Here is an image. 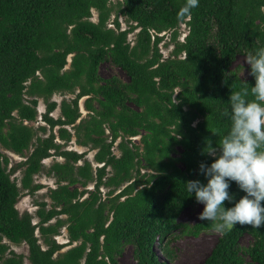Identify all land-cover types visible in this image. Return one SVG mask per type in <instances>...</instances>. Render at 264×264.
<instances>
[{
    "label": "trees",
    "instance_id": "1",
    "mask_svg": "<svg viewBox=\"0 0 264 264\" xmlns=\"http://www.w3.org/2000/svg\"><path fill=\"white\" fill-rule=\"evenodd\" d=\"M184 3L0 0V264H22L3 238L24 241L31 264H122L118 256L125 244L132 247L134 264H170L157 254L155 236L170 255L169 243L179 234L211 228L199 219H177L182 208L196 202L184 183L207 184L199 164L213 162L204 153L207 142L218 147L230 130L222 113L230 112L231 91L255 85L250 69L241 77L233 59L264 47V0H199L182 21L186 33L177 39V13ZM162 31H169L172 42L165 57L158 47ZM104 60L126 79L101 76L98 65ZM53 92L73 95L56 101ZM38 98L44 102V124L33 126ZM72 136L94 149L97 164L85 150L64 146ZM1 147L28 152L7 167ZM49 155L61 160L44 165ZM16 167L18 183L10 176ZM39 171L54 177L55 185L45 193L48 201L35 199L32 213L20 212L15 206L20 191L33 193L42 186L33 178ZM229 183L238 201L245 193ZM62 226L66 240L60 242L53 235ZM243 233L250 238L246 245L238 241ZM250 261L264 264V226L237 224L217 234L200 264Z\"/></svg>",
    "mask_w": 264,
    "mask_h": 264
},
{
    "label": "clouds",
    "instance_id": "2",
    "mask_svg": "<svg viewBox=\"0 0 264 264\" xmlns=\"http://www.w3.org/2000/svg\"><path fill=\"white\" fill-rule=\"evenodd\" d=\"M198 6L199 0H185L177 13L178 22ZM244 52L255 85L250 91L248 87L231 91L230 112L226 109L222 113L231 121L230 130L220 138L218 147L207 142L204 153L213 162L199 164V173L207 184L200 180L184 183L187 192L194 193L196 201L203 205L198 219L210 223L218 234H226L237 224L253 229L264 226V47ZM229 181L245 193L238 201L229 192ZM225 201L234 202V206L225 208Z\"/></svg>",
    "mask_w": 264,
    "mask_h": 264
},
{
    "label": "rangeland",
    "instance_id": "3",
    "mask_svg": "<svg viewBox=\"0 0 264 264\" xmlns=\"http://www.w3.org/2000/svg\"><path fill=\"white\" fill-rule=\"evenodd\" d=\"M113 1V0H112ZM111 14L109 18L107 19V24L111 25ZM96 18V12L94 9H92L91 19L95 20ZM118 20L121 27H125L127 22L125 21L124 17L122 15L118 16ZM135 30V29H134ZM186 26L183 22L180 23L178 27V35L177 39H182L184 34L186 33ZM133 32H129L127 37L132 42L133 39ZM160 33H163L162 39L158 43L159 50L161 51L162 57H165L170 54V50L172 48V42L169 41V31H162ZM69 59V58H67ZM233 64L238 65V73L241 77H247L248 76V65L245 62V55L242 53L236 54V56L233 59ZM67 66V64H66ZM98 72L101 76L105 77L110 74L117 75L121 77L122 79H126V75L122 72L120 68L115 66L114 64L110 63L108 60L101 61L98 65ZM73 94L70 92L65 93H59V92H53L50 98L55 99L58 101L62 97H69ZM83 98L84 96L79 97L78 99V109L80 111V116L83 117L86 115L87 110L84 108L83 105ZM37 114L34 118V120L30 121V123L33 126H36L38 124H44V122L41 120L40 113L44 110V102L41 98H38L37 104H36ZM51 114L53 116H56L58 114V107H55ZM48 131V130H46ZM38 133H41L39 130ZM134 141H137L138 135H135L132 137ZM58 140V139H57ZM67 148H73L78 151L85 150V157L90 160L92 165L97 164L93 158L92 154L94 152V149L88 148L87 145H80L77 144L73 140V136L64 144ZM1 150L5 152L8 156V163L7 167H9L14 162L25 158V154H27L28 150H24L25 153L18 154L15 152H12L9 149H5L1 147ZM112 150L114 153L118 154V150L115 147V144L112 146ZM53 159L61 160V157L56 155H49L42 159V162L44 165H48ZM10 176H14L17 183L19 182V176H20V169L19 167H16L15 170L10 174ZM34 181H38L42 184L41 187L36 189L33 193H29L26 191V189H23L20 191V194L15 202V206L18 209V211H28L33 212L36 208L35 199H45L48 201V197L45 194L47 188L50 186H54V177L51 175H47L44 171H39L34 173L33 175ZM88 187L92 186V182H89ZM101 190H105V187L101 186ZM203 208V205L198 203L197 201L185 206L181 209V211L178 213L177 219L180 221H187V222H193L198 219V215L201 212ZM35 217L32 218L33 221H35ZM35 234L38 235L37 229L35 230ZM218 233L212 231L211 228L200 230L197 234H179L175 239H173L170 243V255H166L160 250L159 245L155 244V249L157 254L160 258L167 260L170 264H200L203 257L208 253L211 246L213 245L216 236ZM53 237L57 241H65L66 240V233H65V227H60V231L57 234H54ZM249 235L247 233H243L239 238V244L246 245L249 242ZM5 242L8 243V247L13 249L15 252L19 253L21 255L22 264H31L29 259L27 258V245L24 241L19 243H14L12 241H9L5 238H3ZM40 241V240H39ZM43 245V244H41ZM65 247V246H64ZM63 247V248H64ZM119 261L122 264H134V258L132 256V247L129 244H125L122 248L121 253L118 256ZM246 260L248 258L246 257ZM249 264H258L257 262L250 261Z\"/></svg>",
    "mask_w": 264,
    "mask_h": 264
},
{
    "label": "built area",
    "instance_id": "4",
    "mask_svg": "<svg viewBox=\"0 0 264 264\" xmlns=\"http://www.w3.org/2000/svg\"><path fill=\"white\" fill-rule=\"evenodd\" d=\"M155 244H158L157 236H155Z\"/></svg>",
    "mask_w": 264,
    "mask_h": 264
}]
</instances>
